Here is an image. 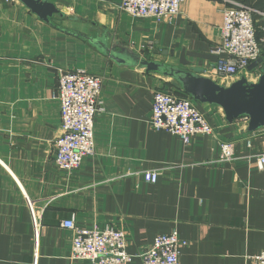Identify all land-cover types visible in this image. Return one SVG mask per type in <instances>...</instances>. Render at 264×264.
I'll use <instances>...</instances> for the list:
<instances>
[{"label":"crops","instance_id":"obj_1","mask_svg":"<svg viewBox=\"0 0 264 264\" xmlns=\"http://www.w3.org/2000/svg\"><path fill=\"white\" fill-rule=\"evenodd\" d=\"M63 14L46 23L20 2L0 0V264H87L71 259L73 232L62 227L115 225L129 237L131 264L158 235L177 230L189 243L180 264H256L264 252V129L229 124L223 111L201 104L216 129L185 146L150 125L153 93L170 79L112 62L89 41L110 43L142 59L180 65L184 51L209 70L222 38V0H183L175 23L134 18L122 0H46ZM264 12V0H236ZM263 24V23H261ZM259 38L263 35L258 28ZM264 55V42L261 44ZM104 77L103 111L94 126L96 154L79 170L54 167L62 135L59 71ZM205 77V76H204ZM234 161L219 162L221 143ZM159 173L146 184L143 173Z\"/></svg>","mask_w":264,"mask_h":264},{"label":"built area","instance_id":"obj_2","mask_svg":"<svg viewBox=\"0 0 264 264\" xmlns=\"http://www.w3.org/2000/svg\"><path fill=\"white\" fill-rule=\"evenodd\" d=\"M18 2L17 0H6ZM230 6L223 11L222 38L212 49L217 62L203 76L222 86H230L245 77L248 83H257L264 70L259 64L253 71L249 67L264 57V12L236 0H222ZM183 0H122L121 11L134 18L154 19L156 23H175ZM263 23V24H261ZM258 28L262 37L259 38ZM104 77L82 70L59 71L58 95L62 135L55 142L54 167L67 174L79 170L86 157L96 154L94 126L102 109ZM248 129L249 120H237ZM150 125L157 132L178 137L185 146L199 137H214L216 129L201 104L173 86L158 88L153 93ZM219 162L234 161V144H220ZM258 169L264 170V153L256 157ZM159 173H143L146 184H156ZM62 227L73 232L70 255L75 261L87 264H131L128 253L129 237L125 229L95 225L92 229L76 225L75 216L62 222ZM189 243L182 240L177 230L158 235L153 244L139 257L142 264H180L182 250ZM264 264V252L251 258ZM33 264H37V260Z\"/></svg>","mask_w":264,"mask_h":264},{"label":"water","instance_id":"obj_3","mask_svg":"<svg viewBox=\"0 0 264 264\" xmlns=\"http://www.w3.org/2000/svg\"><path fill=\"white\" fill-rule=\"evenodd\" d=\"M17 1L46 23L50 24L55 16L63 17L57 6L46 0ZM89 41L112 62L123 66L140 67L147 73H155L168 78L174 88L189 95L196 102L219 107L229 124L247 118L249 132L264 129V70L257 83H248L247 79L243 77L226 87L204 77L203 69L194 67L191 62L186 60L187 57L210 59L204 55L190 54L184 51L180 57V65L184 68L190 67L189 70H185L161 62L142 59L130 49L110 43L107 34L98 38H89ZM217 60L218 57L213 58V62L216 63ZM259 64H264V57L251 65L248 70L253 71Z\"/></svg>","mask_w":264,"mask_h":264}]
</instances>
